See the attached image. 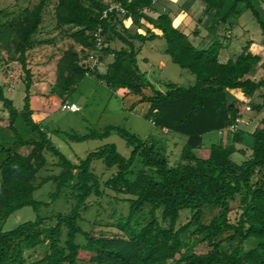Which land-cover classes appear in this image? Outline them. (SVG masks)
<instances>
[{
  "label": "trees",
  "instance_id": "trees-1",
  "mask_svg": "<svg viewBox=\"0 0 264 264\" xmlns=\"http://www.w3.org/2000/svg\"><path fill=\"white\" fill-rule=\"evenodd\" d=\"M157 1L58 0L57 28L81 46L84 54L86 51L96 53L98 39H101L100 63L110 55L114 61L108 72L101 74L98 66L91 69L81 64L80 55L70 48L58 62L54 88L58 96L64 98L88 72L90 77H96L113 90H126L128 94L140 96L131 110L147 103L150 106L144 117L156 128L187 137L181 161L175 165L160 154L153 141H144L115 126H108L103 133L66 136L70 141L83 142L105 138L116 131L131 148L129 158L123 157L113 144L78 162L65 156L51 135L33 119L30 98L33 73L27 53L36 46L53 43L35 38L44 22L48 1L40 0L18 14L0 10V49L2 46L14 52L27 80V96L21 112L0 87V102L9 113L8 127L0 130V264H24L26 251L45 245V256L34 264H264V117L250 134L252 144L248 148H239L244 143L245 133L238 130L228 134V143L204 149L205 135L240 124L244 113L249 112L242 103L229 101V91H241L252 99L264 90V79L256 81L249 77L261 63V57L249 52L247 46L236 60L222 62V40L199 49L169 14L149 16V12L156 11ZM200 1L207 15L227 27L233 26L232 19L241 16L239 6L245 4L264 34V20L251 0ZM113 4H120L127 13L109 12ZM129 20L138 29L143 28L142 22L146 21L161 35L152 30H148L149 34H134L125 24ZM158 38L165 40V53L171 61L196 77L194 85L181 87L166 83V91H161L147 80L146 73L139 67L142 46L136 44ZM115 40L123 44L120 50L112 47ZM90 56L87 53L85 58L89 60ZM148 88L152 96L145 94ZM262 98V104L250 105L251 111L262 113L264 95ZM61 133L57 130L54 134ZM22 149L30 151L24 154ZM46 152L58 158L60 173L38 182L40 172L48 164ZM238 152L248 156L247 159L236 163L233 156ZM96 161H102L106 169L112 171L106 181L95 172ZM137 161L143 168L135 173L133 168ZM259 175L261 178L254 183ZM51 182L55 192L50 197L73 205L68 214H58L55 225H46L40 213L49 204L36 200L34 195ZM107 191L127 197L129 213L114 224L124 237H95L81 226L82 213L89 211L90 200L104 197ZM237 197H240L241 214L233 223L229 215L231 202ZM26 207L38 214L37 219L4 231V222ZM145 207L151 208V220L140 225L138 215ZM207 209L218 211L210 222H205ZM184 211H189L191 218L178 226ZM79 237L84 238L85 244L78 243ZM248 242L253 245L249 250L245 248ZM226 244L235 246L226 251ZM200 246L207 252L199 254Z\"/></svg>",
  "mask_w": 264,
  "mask_h": 264
},
{
  "label": "rangeland",
  "instance_id": "rangeland-1",
  "mask_svg": "<svg viewBox=\"0 0 264 264\" xmlns=\"http://www.w3.org/2000/svg\"><path fill=\"white\" fill-rule=\"evenodd\" d=\"M48 5L44 11V22L40 32L35 36L38 40H52L51 44H42L31 49L27 53L29 68L33 73V85L30 90L31 107L33 110V119L41 124L43 130L51 135L55 145L69 159L78 162L80 159L92 152H96L106 145H115L118 152L125 158L131 155V148L128 147L126 139L118 132L113 131L108 137L89 139L83 142L70 141L66 134H75L79 136L89 135L91 133H103L108 126L121 127L139 136L144 141H153L157 145V150L161 155L167 157L172 165L181 161V155L187 142V137L181 134L168 132L156 128L144 115L149 108V104H138L135 109L132 106L140 101V96L128 94L123 90H113L104 82L96 77H86L75 89L61 98L55 91L57 83V66L65 52L70 48H74L80 55L81 64L89 63L85 55L95 54L92 51L82 53V47L77 45L69 38L64 30L58 29L55 19V8L58 0H47ZM40 0H0V10L18 14L25 8H32L37 5ZM183 2V1H181ZM257 9H264L263 0H253ZM155 8L157 13L149 12V16L155 17L159 14H169L175 19V13L180 10V2L172 0H158ZM239 9L242 14L239 18L232 19L237 24L236 30L240 32H248L246 35H240L234 39L230 45L229 52L234 57L242 52V47L247 46L246 42L254 40V45L250 51L261 53L263 50L262 30L253 13L246 8L245 4H241ZM204 4L199 1L195 4L191 15H194L195 21L190 22L185 33L189 35L190 41L201 49L208 47L204 44L209 36V30L205 29V23L210 19V15L203 14ZM261 11V10H260ZM201 20V21H198ZM143 28H137L132 21H126L127 28L132 32H141L149 34L148 30H153V26L143 21ZM212 24V21L208 22ZM118 31L123 32L122 28ZM184 31V30H182ZM155 32H158L155 30ZM110 36V34H108ZM108 38V36H107ZM103 40H106L104 37ZM252 43V44H253ZM203 45V46H202ZM137 47L142 46V52L139 55V67L141 72L146 73L147 80L152 83L156 89L166 91V83H174L181 87H189L196 83V77L189 70L182 69L174 64L171 58L165 53L166 42L164 39L158 38L145 44L137 43ZM115 50H120L123 44L119 40L112 43ZM114 61L112 55L106 56L103 63H100L99 72L106 74L109 65ZM26 74L21 64L16 61L14 52H9L1 46L0 49V87L4 91L5 97L12 100L14 106L21 112L24 109V99L27 96L26 91ZM145 94L152 96L151 89H146ZM264 90L252 99L243 98L244 103L252 102L248 105L262 104ZM242 101V100H241ZM242 101V102H243ZM64 103L76 104L79 107L77 112L63 111ZM246 119L251 120L250 126L245 125V120L239 126V130L244 131L247 142L239 145V148H248L252 141L250 133L255 130L259 120L264 117V113H254V109L245 112ZM9 125V113L5 110L3 103L0 102V130L6 129ZM61 130L62 133L57 135L55 131ZM230 134V133H229ZM230 141L228 134L220 135L218 132H212L204 136V149H209L213 144L228 143ZM252 144V143H251ZM22 153L28 154L29 149H22ZM48 159L47 166L40 172L38 182L43 178L54 176L60 173L57 167L58 158L51 152H46ZM241 153H236L233 160L241 163L247 159ZM95 172L103 178L104 181L110 178L112 171H108L102 161H96L93 164ZM143 168L140 161H137L133 171L137 173ZM261 175L256 176L254 183L258 182ZM55 192L53 183L46 184L42 189L37 191L34 198L38 201L46 202L48 207L42 209L40 215L44 218L46 225H55L58 214H68L71 211L72 203H68L64 199L53 200L50 195ZM125 196L116 195L112 191H107L104 197H94L90 200V209L83 212V220L81 226L84 231L89 232L95 237H124V233L117 229L114 224L117 220L129 213V203ZM232 211L229 215L231 222H236L241 214L240 197L231 202ZM150 207H145L143 212L138 215L140 225H145L151 220ZM218 213L217 210H206V221L210 220ZM160 219V213H157ZM38 214L31 208L26 207L13 214L3 224L4 231H11L20 224L35 221ZM191 218L189 211L181 214L178 226L186 224ZM78 243L85 244L83 237H79ZM235 244L224 247L226 251H230ZM253 247L251 242L245 244L247 250ZM45 246L38 247L33 251L25 252L24 264H34L41 260L46 254ZM199 254L207 252L203 246L197 248Z\"/></svg>",
  "mask_w": 264,
  "mask_h": 264
},
{
  "label": "crops",
  "instance_id": "crops-1",
  "mask_svg": "<svg viewBox=\"0 0 264 264\" xmlns=\"http://www.w3.org/2000/svg\"><path fill=\"white\" fill-rule=\"evenodd\" d=\"M173 2H177L179 1L181 6H180V10L179 12H176L175 13V19L172 17V19L174 20V23L175 25L180 29V30H184L183 32L185 33V29L188 28V25L190 24V22L192 21H195V18H194V15L192 16L191 15V12L195 6V4L197 2H199L200 0H172ZM183 1V2H181ZM253 2V0H251ZM260 1V0H259ZM264 1V0H263ZM254 3V2H253ZM157 4V3H156ZM255 5V4H254ZM256 7V5H255ZM257 8V7H256ZM156 9V8H155ZM260 14H261V17L262 19L264 20V9H257ZM261 10V11H260ZM203 14L205 16H207V10L204 6V10H203ZM153 13H157V9L156 11H153ZM160 15V14H159ZM158 16V15H157ZM157 16H155L154 18H156ZM198 21H201V20H198ZM209 21H212L213 23L212 24H209L208 22ZM231 24H233V26H225L224 24H218L217 23V20H215L212 16H210V19L205 23V29H208L209 30V36L207 38V40L204 41V44H208V46L210 44H212L213 42H215L216 40H222V44H223V48L221 50V54H220V60L222 62H227L229 60H236L244 51V48L249 46V52H251L252 54L254 55H258L261 57V63L259 64V66L256 68L255 71L251 72L249 74V77L253 80H256V81H260L262 79H264V38H263V42H262V48L263 50L261 51V53H256L254 51H250L251 50V46L254 45L253 42H255L254 40H249L248 42H246V45L245 47H242V52L239 54V55H235L234 57H231L232 55L230 54L229 52V49H230V45H228L230 42H232L234 39H237L240 37V35H246L248 32L244 31L243 33L242 32H238L236 30V27H237V24L235 23V21H230ZM156 29H153L152 31L154 33H156L157 35H161V33L158 31V32H155ZM186 34V33H185ZM188 35V34H187ZM248 35V34H247ZM246 35V36H247ZM189 36V35H188ZM262 36L264 37V34L262 32ZM253 43V44H252ZM248 44H251L248 45ZM203 46V45H202ZM207 48V47H206ZM199 49H201L199 47ZM205 49V48H203ZM124 92L127 93L126 90H123ZM228 95H229V101L230 102H233V101H237V102H240L243 104V106L246 108L248 104H250V102H247V103H244L243 101V98H246L243 93L241 91H229L228 92ZM243 102H242V101ZM252 103V102H251ZM264 113V109L262 111ZM246 119L245 117V113H244V120ZM262 119V118H261ZM260 119V120H261ZM259 120V121H260ZM251 118L250 119H246L244 122L245 123H248V125L246 126H250L251 124ZM241 125V124H240ZM241 131V130H240ZM254 131V130H253ZM253 131L251 133H253ZM244 132V131H243ZM250 133V134H251ZM247 137L246 135L244 136V142H247ZM252 143V141H251ZM251 143H249V146L251 145Z\"/></svg>",
  "mask_w": 264,
  "mask_h": 264
},
{
  "label": "built area",
  "instance_id": "built-area-1",
  "mask_svg": "<svg viewBox=\"0 0 264 264\" xmlns=\"http://www.w3.org/2000/svg\"><path fill=\"white\" fill-rule=\"evenodd\" d=\"M114 10H116L117 12H119L121 15H125L127 12L126 10L120 5V4H113L111 5V7L109 8V12H113ZM107 13L105 12V15ZM97 52L95 54H91V56L89 57V63H85L87 65V67L94 69L96 66H100V61H99V53L102 50V41L101 39H98V45H97ZM87 77H90L91 75L87 72ZM62 110L63 111H70V112H77L79 110V107L76 104H69V103H64L62 106ZM247 111H251V106L247 105L246 107ZM243 121L240 122V124ZM238 125H233L230 128H228L225 131H221L220 135H224L225 133L229 134V133H234L237 132L239 130V126ZM245 125H248V123H245Z\"/></svg>",
  "mask_w": 264,
  "mask_h": 264
}]
</instances>
